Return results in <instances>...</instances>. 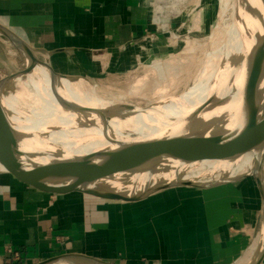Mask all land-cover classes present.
<instances>
[{
	"label": "crops",
	"instance_id": "0c3cea01",
	"mask_svg": "<svg viewBox=\"0 0 264 264\" xmlns=\"http://www.w3.org/2000/svg\"><path fill=\"white\" fill-rule=\"evenodd\" d=\"M153 11L152 0H0V22L73 77L113 69L116 54L155 28ZM2 37L0 52L14 55ZM184 186L88 202L38 199L0 181V264H250L264 241L255 177L168 192Z\"/></svg>",
	"mask_w": 264,
	"mask_h": 264
},
{
	"label": "bare ground",
	"instance_id": "6f19581e",
	"mask_svg": "<svg viewBox=\"0 0 264 264\" xmlns=\"http://www.w3.org/2000/svg\"><path fill=\"white\" fill-rule=\"evenodd\" d=\"M230 7L229 29L235 36V47L212 68L208 67L207 76L202 74L205 66L202 67L200 60L203 58H200L191 74L195 78L188 76L187 81L191 84L175 95L172 87L178 84L179 70L191 57L165 55L154 59L150 69L147 68L152 71L153 79L146 70L147 73L133 83L131 95L136 96L140 94L141 85L158 82L159 87L152 88V94L148 96L152 102L151 110L131 101L104 98L94 86L82 80L56 74L48 63L30 61L28 74L19 71L3 78L0 80V115L8 128L0 125V159L13 166L60 151L78 152L100 144L106 133L192 139L221 124L239 121L264 101V0H235ZM248 43L253 44L255 58L244 69L240 50ZM234 55L238 58L235 63L231 62ZM191 60L195 59L192 57ZM249 66H256L257 75L247 100L240 104L239 96ZM215 76L219 80L217 85L209 82ZM233 80L236 82L227 97L228 83ZM9 85H16L17 90L5 94L4 89ZM154 91L160 93V99L153 98ZM51 125L53 129H50ZM85 164L92 165L94 171L93 178L86 182L89 189L170 179L205 182L215 180L222 173L207 165L159 170L106 158L89 159ZM251 167L249 160L222 170L234 177L246 174Z\"/></svg>",
	"mask_w": 264,
	"mask_h": 264
},
{
	"label": "water",
	"instance_id": "95a60500",
	"mask_svg": "<svg viewBox=\"0 0 264 264\" xmlns=\"http://www.w3.org/2000/svg\"><path fill=\"white\" fill-rule=\"evenodd\" d=\"M0 33L9 38L21 54L25 65L22 71L24 74L30 72V61L49 64L48 61L39 58L33 48L1 22ZM56 74L73 78L58 72ZM256 75V66H249L239 96L240 104L247 100ZM0 125L8 128L1 115ZM93 158L122 160L159 170H179L194 165H207L220 169L222 173L215 180L205 182L170 179L110 189H89L86 182L93 178L94 171L93 166L85 164V161ZM263 158L264 101L239 121L229 125L221 124L192 139L166 135L120 136L106 133L102 135L100 144L78 152L60 151L52 156L13 166L6 165L0 159V181L38 199L83 193L104 199L138 200L170 187L183 185L210 187L254 176L264 204ZM249 160L252 161V167L246 174L230 177L227 171L222 170ZM263 258L264 241L250 264H260ZM45 263L47 262L40 264ZM94 263L107 264L100 260H94Z\"/></svg>",
	"mask_w": 264,
	"mask_h": 264
},
{
	"label": "rangeland",
	"instance_id": "374dc122",
	"mask_svg": "<svg viewBox=\"0 0 264 264\" xmlns=\"http://www.w3.org/2000/svg\"><path fill=\"white\" fill-rule=\"evenodd\" d=\"M234 1L235 0H152V8L154 10L153 25L155 28L149 31L146 37L138 39L127 51L122 52L120 55L116 54L115 67L113 69H106L105 73H97L99 71L92 68L89 72H81L79 75H76V77H73V79H79L87 85L94 86L97 92L104 98L121 99L124 102L131 101L133 104L138 103L141 107L151 110L152 102L149 97L152 93L150 92L153 91L152 88L156 89L159 87L158 82L155 80V82L153 81L152 83L141 85L139 88L141 90L140 94L136 96L131 95L133 92L131 90L133 83L138 77L143 76L147 72H149V77L153 79V77H151L153 76L151 75L152 71H149V65H151L154 59L165 55H179V57H181L186 54L191 57V59L192 57L195 59H188L187 62H185L186 64L184 63V66L179 70L181 74L178 77V84L172 87V92H174L175 95L183 92L185 88L191 84L187 79L189 77L190 79L193 78L191 74L196 70L194 68L200 58H203L200 61L204 63H202L203 66H201H205L202 74L207 76L208 67L212 68L221 57L225 56L228 51L235 47L236 39L229 29V23H231L229 20L230 6ZM0 36L9 40V38L1 33ZM10 43L14 46L11 41ZM244 46L245 47H241L240 50L241 55H243V59L241 58V67L247 69V66L251 64L252 60L255 58V52L252 50V43H248ZM13 48L16 52L14 55L5 56L3 55L4 53L0 52V80L13 75L15 72L23 71L25 67L21 54L15 46ZM234 56L231 58V62L235 63L238 58L237 55ZM108 62L111 64L110 61L103 63ZM205 79L206 77H204V81ZM209 82L213 85H217L219 80L215 76L213 79L210 78ZM235 82L236 80H233L228 83L227 97L231 95L232 92L230 88ZM16 90V85H9L4 89V93L8 94ZM154 92L153 98L160 99V93ZM154 102H156V100H154ZM184 108L185 106L182 107L179 113H181ZM50 129H53V125H51ZM194 188L195 187L185 185L184 187L171 189L168 192L172 190L184 192L182 194H185L187 192L186 190L202 192V190L197 187L196 189ZM165 191H162L161 194L165 193ZM88 195L89 194L79 193L76 196L87 199L88 202L115 201L113 199H97L91 197L92 195H89L90 197ZM202 219L201 222L203 221Z\"/></svg>",
	"mask_w": 264,
	"mask_h": 264
}]
</instances>
